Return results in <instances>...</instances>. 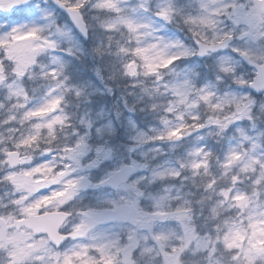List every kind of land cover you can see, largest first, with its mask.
Listing matches in <instances>:
<instances>
[{"label":"snow or ice","instance_id":"snow-or-ice-1","mask_svg":"<svg viewBox=\"0 0 264 264\" xmlns=\"http://www.w3.org/2000/svg\"><path fill=\"white\" fill-rule=\"evenodd\" d=\"M0 187V264H264V0H0Z\"/></svg>","mask_w":264,"mask_h":264},{"label":"rangeland","instance_id":"rangeland-1","mask_svg":"<svg viewBox=\"0 0 264 264\" xmlns=\"http://www.w3.org/2000/svg\"><path fill=\"white\" fill-rule=\"evenodd\" d=\"M256 97H257L258 103L261 102V95H256ZM129 99H131V98H129ZM121 107H123V106L121 105ZM117 123H119V122H117ZM126 139H127V137H126ZM176 151H180V149H177ZM4 191H5V189L3 187H0V195H2ZM190 264H198V258L193 257L192 260L190 261Z\"/></svg>","mask_w":264,"mask_h":264}]
</instances>
